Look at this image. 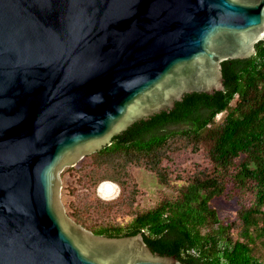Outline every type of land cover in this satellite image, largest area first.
Listing matches in <instances>:
<instances>
[{
  "label": "water",
  "instance_id": "obj_1",
  "mask_svg": "<svg viewBox=\"0 0 264 264\" xmlns=\"http://www.w3.org/2000/svg\"><path fill=\"white\" fill-rule=\"evenodd\" d=\"M262 41L264 0H0V264H184L76 223L60 174Z\"/></svg>",
  "mask_w": 264,
  "mask_h": 264
},
{
  "label": "trees",
  "instance_id": "obj_2",
  "mask_svg": "<svg viewBox=\"0 0 264 264\" xmlns=\"http://www.w3.org/2000/svg\"><path fill=\"white\" fill-rule=\"evenodd\" d=\"M223 75L224 91L187 94L170 113L135 123L93 153L99 166H145L164 184L168 179L160 167L174 138L186 141L193 151L203 150L209 162L177 199L138 214L127 227L94 229V234L123 237L143 232L154 253L176 256L184 264H264V255L257 258L254 253L264 236V41L252 57L224 62ZM219 114L225 116L217 124ZM174 125L187 127L164 132ZM229 186L253 193L250 206L239 213L241 239L236 240L231 236L233 224L224 223L212 204Z\"/></svg>",
  "mask_w": 264,
  "mask_h": 264
},
{
  "label": "rangeland",
  "instance_id": "obj_3",
  "mask_svg": "<svg viewBox=\"0 0 264 264\" xmlns=\"http://www.w3.org/2000/svg\"><path fill=\"white\" fill-rule=\"evenodd\" d=\"M224 116L219 114L216 123H220ZM186 127L169 126L164 132L181 131ZM208 165L203 150L193 151L179 137L171 140L160 167L168 179L167 184L160 181L156 171L145 166L129 165L125 169L115 164L99 166L92 153L75 166L64 167L60 174L61 199L66 213L91 232L117 225L127 227L138 214L156 208L166 199H177L191 177ZM106 182L117 187L113 197L104 198L99 192L100 186ZM252 195L249 189L240 191L229 186L225 194L213 200L219 218L226 224H233L231 236L235 240L241 239L239 213L243 207L250 206ZM254 253L257 258L264 255V236L258 239Z\"/></svg>",
  "mask_w": 264,
  "mask_h": 264
},
{
  "label": "bare ground",
  "instance_id": "obj_4",
  "mask_svg": "<svg viewBox=\"0 0 264 264\" xmlns=\"http://www.w3.org/2000/svg\"><path fill=\"white\" fill-rule=\"evenodd\" d=\"M116 188L117 187L115 184H112L110 182H106L100 186L99 192H100L102 197L110 198V197H113L114 195H116V193H117Z\"/></svg>",
  "mask_w": 264,
  "mask_h": 264
}]
</instances>
